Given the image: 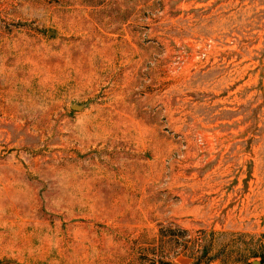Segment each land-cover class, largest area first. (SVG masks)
Returning a JSON list of instances; mask_svg holds the SVG:
<instances>
[{
  "label": "rangeland",
  "instance_id": "obj_1",
  "mask_svg": "<svg viewBox=\"0 0 264 264\" xmlns=\"http://www.w3.org/2000/svg\"><path fill=\"white\" fill-rule=\"evenodd\" d=\"M202 251L264 257V0H0V264Z\"/></svg>",
  "mask_w": 264,
  "mask_h": 264
},
{
  "label": "trees",
  "instance_id": "obj_2",
  "mask_svg": "<svg viewBox=\"0 0 264 264\" xmlns=\"http://www.w3.org/2000/svg\"><path fill=\"white\" fill-rule=\"evenodd\" d=\"M203 255H206V251H202V255L199 256V257H197V258H195V260H194L195 263H194V264H199L201 258L203 257ZM256 256H257V255H256ZM215 258H216V256H212V257H210V258L208 259V261H207V264H210V262H211L213 259H215ZM263 263H264V257H263L262 260H261V264H263ZM244 264H253V263L246 259V260L244 261Z\"/></svg>",
  "mask_w": 264,
  "mask_h": 264
},
{
  "label": "water",
  "instance_id": "obj_3",
  "mask_svg": "<svg viewBox=\"0 0 264 264\" xmlns=\"http://www.w3.org/2000/svg\"><path fill=\"white\" fill-rule=\"evenodd\" d=\"M72 108L73 109H82L83 108V105L73 104L72 105ZM253 264H260V262L259 261H253Z\"/></svg>",
  "mask_w": 264,
  "mask_h": 264
}]
</instances>
